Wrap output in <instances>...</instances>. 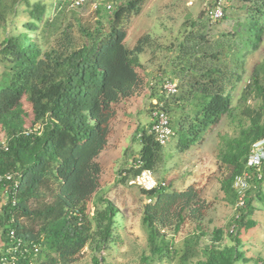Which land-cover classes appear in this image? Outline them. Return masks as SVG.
I'll use <instances>...</instances> for the list:
<instances>
[{"label":"trees","instance_id":"obj_1","mask_svg":"<svg viewBox=\"0 0 264 264\" xmlns=\"http://www.w3.org/2000/svg\"><path fill=\"white\" fill-rule=\"evenodd\" d=\"M99 1L92 21L76 14L82 6L71 7L73 0H9L3 7L0 0V25L7 27L0 41V61L9 70L8 83L5 78L0 84V130L5 138L0 144V176H13L0 185L1 193L8 190L0 207V243L5 248L20 242L19 249L12 252L15 264H72L85 248L91 253L92 264H103L102 253L121 242L115 232L119 210L101 193L103 168L98 158L109 147L120 106L145 90L139 56L149 37L139 38L132 48L125 45L124 25L140 14L145 0H112L110 12L103 6L110 0ZM239 3L243 18L232 31L222 34L221 41L209 44L205 34L190 33L178 43L176 73L187 79L186 84H177L178 92L166 99L164 79L175 80L161 75L157 92L152 88L149 97L150 122L138 125L132 135V142L139 145L137 155H128L130 164L119 168L116 181L128 186L129 180L147 170L154 176L163 146L149 130L151 112L160 102L179 153L188 152L223 116L231 117L242 107L247 124H241L237 137L224 140L217 158L226 172L220 181L221 191L237 213L227 233L214 228L208 234L202 222L209 205L198 188L179 190L163 179L156 180L152 190L138 188L149 201L142 205L140 215L148 252L141 254V264L175 260L178 264H264L261 259L245 257L241 240L243 233L258 226L252 219L254 202L264 206V163L260 170L246 167L252 145L264 141V112L245 105L253 95L264 104V64L253 68L232 105V92L243 78L246 59L258 51L264 39V0ZM20 7L27 19L17 29L13 24ZM67 14L71 21L62 28L61 19ZM225 18L224 6L221 20ZM205 22L218 23L206 16ZM72 31L82 39L79 46L73 43ZM52 39L57 46L44 51ZM179 88L171 108L168 101L176 98ZM23 99L31 107L29 126ZM152 100L157 105L151 104ZM27 131L30 133L25 135ZM244 176L250 188L239 203L234 185ZM90 203L94 209L91 215ZM187 224H193L194 231L177 249L175 236ZM207 235L209 243L200 248ZM225 237L230 245H222Z\"/></svg>","mask_w":264,"mask_h":264},{"label":"rangeland","instance_id":"obj_2","mask_svg":"<svg viewBox=\"0 0 264 264\" xmlns=\"http://www.w3.org/2000/svg\"><path fill=\"white\" fill-rule=\"evenodd\" d=\"M33 3L35 0H28ZM214 0H145L138 16L131 17L124 25L126 32L125 45L132 48L139 38L149 37V43L143 54L139 56L140 75L145 78L147 85L145 90L136 97L131 98L120 106L116 120L113 122L114 134L109 139V149L103 151L98 158L103 173L101 176V193L119 210V216L115 219V228L117 238L121 242L111 244L110 249L102 253L103 264H141L139 258L142 253L148 255L146 247V235L140 226V215L142 205L148 201L136 187H129L116 183L117 171L121 166L130 164L128 155L136 156L139 145L132 142V135L138 125L147 126L150 122L149 97L159 86L158 80L161 75L175 80L179 85L186 84L187 79L176 73L179 66V60L176 59L177 45L184 36L194 34H205L209 44L222 40V34L232 31L233 25L241 21L243 13L238 8L239 0H227L225 4L226 18L216 24L205 22V11L210 7ZM9 0H3L2 7L8 5ZM50 4V1L47 2ZM101 4L99 0H86L85 4L76 14L83 19L93 18L95 5ZM24 6V5H23ZM55 6L53 1L52 8ZM105 8L114 7L112 0L104 2ZM23 7L18 9L19 15L14 21L13 26L18 29L20 24L27 18L21 12ZM107 11V9H106ZM110 12V11H107ZM71 15L67 14L61 19V27L71 21ZM96 18V17H95ZM95 18L92 19L95 20ZM192 24L196 26L191 27ZM62 27V28H63ZM6 26L0 25V41L3 34H6ZM17 33V31L15 32ZM73 43L79 46L82 39L76 31H72ZM57 40L58 38L55 37ZM55 39L50 40L43 50L57 46ZM44 40H40L42 45ZM258 64H264V39L261 47L246 59L242 80L232 92L234 98L232 105L235 106L236 96L247 85L251 72ZM264 69V68H263ZM8 65L0 61V84L7 78L9 80ZM261 82V84H263ZM179 93L173 100L170 99L168 105L172 108L174 100L178 98ZM239 90V91H238ZM248 97L245 105L250 110H260L264 112V104L260 98ZM156 100H152L153 104ZM22 107L27 114L26 124L29 126L32 120L30 105L22 100ZM242 107L231 117L225 115L221 118L218 125L205 133L202 141L193 146L186 153H179L176 149L174 139L163 147L159 162L156 164L154 177L157 181L172 183L176 189H185L188 186H194L199 189L201 198L207 202L209 209L206 213L203 223V229L208 234L214 228H223L227 233L230 223L237 211L235 207L230 206L225 201V196L220 188V181L226 174L224 167H220L218 161L219 150L224 147L225 141L237 137L241 124H247V118L241 113ZM179 111V110H178ZM178 111L176 114H178ZM171 118V113L169 114ZM222 137V138H221ZM4 134L0 130V144L4 143ZM234 188L239 191V203H242L244 192L249 187L245 182H237ZM243 183V184H242ZM250 188V187H249ZM248 188V190H249ZM240 189V190H239ZM149 203V202H148ZM256 211L252 219L258 226L242 235V251L247 259L264 261V206L258 201L254 202ZM241 206V204H240ZM89 214L93 213L92 203L88 204ZM193 224L185 225L181 232L175 236L174 244L177 249L182 248L185 237L192 233ZM209 243V235L203 237L200 242V248ZM222 245H230L228 238L222 242ZM0 247L2 245L0 244ZM195 261V259H194ZM72 264H92L91 253L85 248L81 251L76 261ZM159 264V263H156ZM161 264H178V262H163ZM188 264H193L188 263ZM240 264H253L240 263Z\"/></svg>","mask_w":264,"mask_h":264},{"label":"built area","instance_id":"obj_3","mask_svg":"<svg viewBox=\"0 0 264 264\" xmlns=\"http://www.w3.org/2000/svg\"><path fill=\"white\" fill-rule=\"evenodd\" d=\"M86 2V0H75L73 2L74 7H81ZM227 0H215L214 5L209 7L206 11L207 19L212 22H218L223 17V9L226 4ZM109 9V7H107ZM162 89L165 92V98H169L175 95L178 92L177 83L169 82L167 79H164ZM158 102H154V105H157ZM151 116L153 118L152 125L150 127L149 133L153 135L155 141L160 146H165L170 139L172 138L173 134L169 127V118L165 111L162 109V102L159 103L158 107L151 112ZM36 129H34L35 131ZM30 132H25V135H28ZM264 163V141L256 142L252 145L251 151L249 153L246 167L248 168H256V170H260L261 165ZM245 175V174H244ZM238 179V182H245V178ZM13 178L12 175H5L0 176V185L4 181H10ZM16 186V183L14 187ZM128 186L140 188L145 191L152 190L156 188L157 181L155 180L151 171H143L135 178L128 181ZM8 190L5 189L4 192H0V207L5 203L7 200ZM1 210V208H0ZM10 238L13 240L12 233H10ZM2 247H0V264H15V257L12 255V252H15L16 249H19L20 242L16 240L13 244L14 246H9L4 248V244L0 243ZM22 254V251L19 252V255ZM18 255V256H19Z\"/></svg>","mask_w":264,"mask_h":264},{"label":"clouds","instance_id":"obj_4","mask_svg":"<svg viewBox=\"0 0 264 264\" xmlns=\"http://www.w3.org/2000/svg\"><path fill=\"white\" fill-rule=\"evenodd\" d=\"M74 1H75V0H73V2H74ZM73 2H72V4H71V7H73V6H72V5H73ZM84 4H85V3H84ZM84 4H83V5H84ZM94 7H95V6H94ZM107 7H109V9H111L110 6H107ZM107 7H106V9L109 10ZM155 102H157V101H155ZM169 142H170V141H169ZM165 146H166V145H165ZM165 146H163V147H165ZM155 180H156V179H155ZM129 187H131V186H129ZM148 202H149V201H148Z\"/></svg>","mask_w":264,"mask_h":264},{"label":"crops","instance_id":"obj_5","mask_svg":"<svg viewBox=\"0 0 264 264\" xmlns=\"http://www.w3.org/2000/svg\"><path fill=\"white\" fill-rule=\"evenodd\" d=\"M14 33H15V32H14ZM4 36H5V34H3V38H2V40L5 38ZM113 130H114V129H113ZM113 134H114V133H113ZM112 136H113V135H112ZM109 146H110V143H109ZM107 149H109V147H108ZM107 149H106V150H107ZM100 155H101V154H100Z\"/></svg>","mask_w":264,"mask_h":264}]
</instances>
